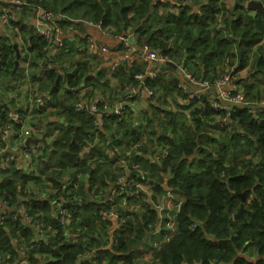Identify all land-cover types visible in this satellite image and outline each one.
<instances>
[{
	"label": "trees",
	"instance_id": "obj_1",
	"mask_svg": "<svg viewBox=\"0 0 264 264\" xmlns=\"http://www.w3.org/2000/svg\"><path fill=\"white\" fill-rule=\"evenodd\" d=\"M31 1L70 19L101 23L111 35L126 36L135 48L146 46L171 61L153 67L146 62L133 63L111 72L105 66L96 68L94 58L76 59L67 38L63 52L52 60L39 61L44 41L35 38L23 22L10 23L23 34H31V79L39 92L51 96L44 108L31 111L39 123L37 129H45L46 138L59 130L54 140L53 135L49 136V146L45 144L42 155L34 159L37 174L14 164L0 170V199H8L11 207L14 203L24 204L32 220L49 228L48 244L39 248L43 264H100L104 259L106 264H121L118 259L137 264L136 250L142 248L147 234L155 233L159 222L154 206L158 197L166 194L164 180L171 191L179 192L183 198L175 215L176 230L158 250L152 246L154 251L143 264H264V107L252 113L249 106H237L227 115L224 110L212 109L207 99L188 105L178 100L176 111L150 103L156 99L166 105L170 96L179 98L171 63L181 62L193 75L213 79L223 73L226 57V64L234 73L248 69L246 95L257 97L262 93L264 97V85L260 84L264 81V15L247 10L245 0H233L232 5L225 0H189L183 9L168 0ZM60 23L71 24L66 19ZM129 33L135 38H130ZM9 45L0 48V81H12L21 74L19 67L13 73L14 50ZM65 62L76 67L68 73ZM57 69L63 70V75L59 76ZM149 69L155 70L153 77L148 75ZM35 71L41 76L36 77ZM137 73H143L142 80L134 79ZM7 82L0 83V90ZM124 85L151 90L149 98H141L149 104L141 118L145 122V140L129 160L139 164L154 196L149 203L139 194L136 200L141 199L140 211L133 214L124 231L106 241H118L109 250L100 247L98 237L103 225L97 222L98 204L91 193L108 186L111 166L117 160L99 164L95 172H89L85 160L78 159L92 135V118L87 113H76L73 102L77 91L85 88L90 96L96 92L105 94L112 103L124 98ZM2 96L0 93V104L7 108L0 107V130L9 122V112L15 109L11 100L4 101ZM131 112L129 107L126 118L118 122L117 132L123 128L122 138L116 139L114 132H108L109 125L101 134L103 145L119 159L129 141L137 138V131L132 133L135 129ZM54 117L64 121L59 126L47 121ZM151 151L156 158L153 161ZM78 173L88 174V187L80 185L75 191L73 184ZM63 177L70 178L69 185ZM26 185L44 186L47 196L40 199V195H24ZM67 192L79 196L80 204L88 202L80 210L76 200L65 203L73 221L76 216L81 221L75 225L79 235L74 243L66 242L63 227L51 208L52 199ZM242 198L244 214L235 217ZM165 222L166 219L159 230L160 240L168 234ZM16 237L18 243L31 244L33 228L23 220L7 218L0 224V255H9L7 262L15 260ZM86 250L94 251L93 257L79 261L78 256ZM30 259L37 261L32 253Z\"/></svg>",
	"mask_w": 264,
	"mask_h": 264
},
{
	"label": "built area",
	"instance_id": "obj_2",
	"mask_svg": "<svg viewBox=\"0 0 264 264\" xmlns=\"http://www.w3.org/2000/svg\"><path fill=\"white\" fill-rule=\"evenodd\" d=\"M168 1L179 3L180 9H183L189 0ZM64 19L69 23L71 22V24L67 26L61 25L60 22ZM20 21L29 28L35 38L44 41V45L41 48L42 59L39 61L43 59L52 60L63 52L67 47L64 38H67L75 49L76 59H91L94 57L97 61L95 63L96 68L105 66L111 72H114L119 66L133 63L146 62L150 67H153L157 64L159 66L160 64L171 62L167 57L161 55L160 52L151 51L146 46H142L140 49L135 48L126 36L111 35V32L103 28L101 23L82 19H70L41 5L34 4L31 0H0V48L4 45L11 46L9 44L16 45L20 55L18 67L21 74L18 78L9 81L12 82L9 91L10 93L22 92L21 87H27L26 93L22 92V95L20 93L18 97L15 95L14 100L16 104L18 101H21V96L22 103L9 112V122L0 130V170L14 164L18 168L21 166L25 170L34 171V174H37V170L33 166L34 159L42 155L43 148L46 147L41 142L30 143L24 147L28 139L40 140L45 136L43 135L45 129L43 131L40 129H38L39 131H33L29 128L28 123L32 117L31 111L44 108L51 96L47 92H39L37 88L31 87L30 89L28 86L32 84L30 75L31 53L28 50L31 34H23L17 27L10 25L11 22L17 23ZM77 27H82L84 30ZM86 28L94 29L103 36L113 37L115 39L114 45H108L90 34H85ZM226 63H228V57L225 58L223 63V66H225V70L222 71L223 73H220L213 79L193 75L181 62L175 64L176 88L179 92L178 100L181 101L179 103L188 105L207 99L212 109L224 110L227 115L237 106H249L252 113L254 112V107H264V99H259L255 102L247 101L245 87L234 81L233 74L235 73ZM63 66L68 73L76 67L74 63L70 64L67 62ZM57 71L59 72V76L64 73L61 69H57ZM147 73L150 77H153L155 70L149 69ZM143 76V73H137L134 79L140 81ZM36 77H39L38 74H36ZM64 87H66V84H64ZM29 90L31 94H27ZM123 95L124 98L114 100L111 103V100L105 94L96 92L94 96H90L85 88L77 91V99L73 102V109L76 113H87L92 118V135L90 136V140H95L105 133L107 125L113 126V128L118 126V122L126 118L128 108L130 107L133 111L135 101L143 97L149 98L151 90L147 87L135 88L132 85H124ZM10 100L12 101V99ZM18 110H21L23 113H19ZM62 120L64 121V118ZM114 123H117V125L114 126ZM131 125L137 131V138L129 141L130 145L120 159L114 156L112 151L107 155V159L98 154L88 155V153L83 154L81 152L78 155L79 160H85V165L89 172H95L99 164H104L112 159L117 160L111 166L108 186L106 188H99L94 193H91L92 199L98 204L96 207L98 210L97 222L108 230L107 235L98 237L101 240L100 247L102 249L111 250L118 243L117 240L114 242L106 241L113 235L118 236L120 231H124L128 221L133 219V214L139 211L141 199L136 200L139 194L141 193L143 198L149 203H151L149 198L152 199L153 197L151 184L148 178L145 177L139 164L132 163L129 160L133 151L138 152L142 148L145 140L144 124L142 125V122L137 120V111ZM45 139L46 144L49 146L51 138H46L45 136ZM150 153V159L153 161L156 158L152 156V151ZM95 176L96 174L93 175V178ZM133 176L140 180L135 181L132 178ZM82 180L88 181V174L78 173L76 175L73 184L75 191L78 190L79 183ZM63 181L66 185L70 184V178L63 177ZM24 195L32 197L40 195V199H43L47 196V188L39 185H26ZM72 200H76L78 204L80 203L79 196L67 192L66 194H61L58 198H53L51 207L53 210L52 214L58 224L63 227L66 242L69 243H74L78 238L79 228H75V225L81 222L77 216L74 217L73 221L71 212L65 206L66 202ZM154 207L156 213H158L159 222L156 226L158 227L161 221L162 205L158 204ZM7 211H10V213ZM7 218L11 220H23L30 225L34 232V242L26 246L22 241L18 243L17 237L14 238L15 260L7 262L6 257H9V255H0V264H43L39 248L42 245L48 244L51 236L49 228L43 222L32 220L28 216L24 204L14 203L11 207L8 199H0V224L2 225ZM171 230H173V224L171 225ZM157 246L155 244L153 248L155 249ZM138 251H140V248L136 250V252ZM31 253L37 261L30 259ZM93 255L94 251L86 250L78 256V259L82 261L83 259L93 257ZM104 261L106 262L103 263ZM106 263L107 260L104 259L100 264Z\"/></svg>",
	"mask_w": 264,
	"mask_h": 264
},
{
	"label": "crops",
	"instance_id": "obj_3",
	"mask_svg": "<svg viewBox=\"0 0 264 264\" xmlns=\"http://www.w3.org/2000/svg\"><path fill=\"white\" fill-rule=\"evenodd\" d=\"M225 2H226V0H225ZM226 4H229V3L226 2ZM85 34H90L94 38L99 39V40H101V42H104V43H106L108 45H111V46H113L114 43H115V39L113 37L103 36L98 31H96L94 29L86 28L85 29ZM111 84H112V82H111ZM21 95H22V92H21ZM210 97H212V96H210ZM21 103H22V96H21V101H18V103L15 104L13 107H16L17 105H19ZM136 111L137 110L135 109V106H134L133 107V112H131L133 117L136 114ZM47 121L48 122H56L55 125H57V126H59L63 122L62 119H49ZM55 131L58 132L59 130L57 129ZM102 138H103V136H100L99 138H97L95 140H88L87 141V146L82 151L83 154H87V153H88V155L89 154H98L99 156L103 157L104 159H107V155L110 153V151H108V149L105 147V145H103V142H101ZM104 153H106V154H104ZM80 185L84 186V188L88 187V184H87L86 180H82L79 183V186ZM170 192H171V190H166V194L162 195L161 197H158L157 205L158 204L162 205L161 221L159 223V226L156 227V230H155L154 234H150L149 233V234H147L144 237V240L142 242V248H140V251L136 252L137 254L134 256L135 261H137V264H143L145 261H147L149 259L150 255L152 254V252L154 251L152 246L154 247V245L158 243L157 244L158 245L157 248H155L156 250H158L162 246L161 243L162 244L166 243L167 240L170 239V237L172 236L173 232L176 230L173 227L172 233H169V231H171L172 223H175V215H176L177 211H179V209H180V206H181V203L183 201V198H182V196H181V194L179 192L175 191L174 192L175 195H173L175 197V199H173L170 196ZM153 196H154V192H153ZM164 219H166V221H167V222H165L164 229H166L168 231V234L165 235L160 240V238L162 236L159 234V230H160V228H162L161 227V223H162V221H164ZM103 229H104V227H103ZM153 241H155V242L151 243ZM126 262L127 261H123V262H121V264H126Z\"/></svg>",
	"mask_w": 264,
	"mask_h": 264
},
{
	"label": "rangeland",
	"instance_id": "obj_4",
	"mask_svg": "<svg viewBox=\"0 0 264 264\" xmlns=\"http://www.w3.org/2000/svg\"><path fill=\"white\" fill-rule=\"evenodd\" d=\"M233 0H226V2H228L229 4H233V3H231ZM247 1H249V0H245V4H246V2ZM254 1H259V2H261V3H263L264 4V0H254ZM253 11V10H252ZM128 36L130 37V38H133V36H135V34H132V33H129L128 34ZM94 61V63L95 62H97L95 59L93 60ZM224 69H225V66H223V68H222V71H224ZM173 70H174V68H173ZM246 70H248V69H246ZM246 70H243V71H240V72H238V73H235V74H233V78H234V81L236 82V83H239V84H241V85H245V84H247V76H248V74H247V71ZM250 71V70H249ZM36 72V74H38V76H41L40 75V73L39 72H37V71H35ZM35 74V75H36ZM4 82H7V80H1L0 81V83H4ZM11 83L12 82H7V83H5V84H3L2 85V90H0V93H2L3 94V96H2V100H4V101H7L8 100V98L9 99H12V106H14L15 104H16V101L14 100V97H15V95H16V97H18V96H20V93L21 92H15V93H10V91H6V88L8 87H10V85H11ZM261 85H264V81L262 80L261 81V83H260ZM5 85H7V87L5 86ZM29 87H30V89H31V87L32 88H37V86L32 82V84H30V85H28ZM21 91L23 92V93H26L27 92V87H21ZM31 94V91L29 90V92L27 93V94ZM246 99H247V101H250V102H255V101H257V100H259V99H264V97H263V95H262V93H260L257 97H255L253 94H248V95H246ZM152 105H155V106H157V105H159L160 107H161V109H163V110H170V111H176V110H179L178 108H177V104H178V99H177V95H173V96H170L169 98H168V103L166 104V105H163V103H161L160 101H157L156 99L154 100V101H152V102H150ZM134 106H135V109L137 110V120L139 121V122H142V125L143 124H145V122L144 121H142V115H143V112L146 110V109H149V104H148V102H146V101H144V100H142V99H137L136 101H135V103H134ZM257 108H259V107H254L253 109H254V111L257 109ZM186 114H187V111H184ZM53 119H59V118H56V117H54ZM30 122H32V123H34V124H30ZM29 128L31 129V130H33V131H39L38 129H37V127L39 126V123L38 122H36L32 117L29 119ZM117 125V123H114V126H116ZM141 125V126H142ZM120 128V132H117V129H118V127L116 126V127H114L113 128V126H110L109 127V129H108V132H114V136H115V138L116 139H120V138H122V132H123V128H121V127H119ZM57 131H52V134H50V135H48V137L49 136H51V135H57ZM36 135H38V133H36ZM32 172V174H34V171H31ZM174 192L175 191H171L170 192V196L173 198V199H175V197L173 196V195H175L174 194ZM150 200H151V202H152V199L151 198H149ZM244 205V204H243ZM134 208V207H133ZM139 211H140V208H139ZM242 214H244V212H242ZM173 224V227L176 229V224L175 223H172ZM108 233V230L107 229H101V231H100V235L99 236H105L106 234ZM155 241H153V242H151V243H154ZM105 258H107V257H105ZM118 261H125V260H123V259H118ZM106 261H104L103 263H105Z\"/></svg>",
	"mask_w": 264,
	"mask_h": 264
},
{
	"label": "water",
	"instance_id": "obj_5",
	"mask_svg": "<svg viewBox=\"0 0 264 264\" xmlns=\"http://www.w3.org/2000/svg\"><path fill=\"white\" fill-rule=\"evenodd\" d=\"M245 6H246L247 10H253V11H256V12L264 15V5L259 1L250 0L246 3ZM13 49L15 51V60L13 61V63H14L13 73H14L18 69L20 55H19V51H18L16 45L13 46ZM171 65H172V68H174V69L176 68V65L174 63H171ZM58 82H59V78L56 79V84H58ZM0 107L7 108L6 104H0ZM134 132H135V130L132 131V133H134ZM38 142H41L42 144L45 145L46 144L45 136H43L40 140L28 139L25 142L24 147L28 146L30 143H38ZM24 147H22V148H24ZM162 187L164 188L165 191L170 190L166 185V180L163 181ZM87 204H88V202H86L84 204H76V207L78 210H80L82 207L86 206ZM243 204H244V199L242 198V202L240 204L239 210L236 213L235 217H242L243 216V214H242V212H244V205Z\"/></svg>",
	"mask_w": 264,
	"mask_h": 264
},
{
	"label": "flooded vegetation",
	"instance_id": "obj_6",
	"mask_svg": "<svg viewBox=\"0 0 264 264\" xmlns=\"http://www.w3.org/2000/svg\"><path fill=\"white\" fill-rule=\"evenodd\" d=\"M29 52H30V51H29ZM30 53H31V52H30ZM32 55H33V54L31 53V55H30V60H31V58H32Z\"/></svg>",
	"mask_w": 264,
	"mask_h": 264
},
{
	"label": "clouds",
	"instance_id": "obj_7",
	"mask_svg": "<svg viewBox=\"0 0 264 264\" xmlns=\"http://www.w3.org/2000/svg\"><path fill=\"white\" fill-rule=\"evenodd\" d=\"M80 204V203H79Z\"/></svg>",
	"mask_w": 264,
	"mask_h": 264
}]
</instances>
